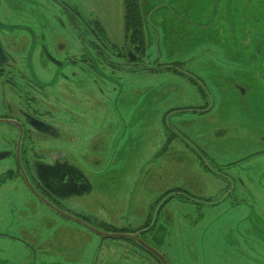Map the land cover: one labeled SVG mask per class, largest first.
Returning <instances> with one entry per match:
<instances>
[{"label": "rangeland", "instance_id": "rangeland-1", "mask_svg": "<svg viewBox=\"0 0 264 264\" xmlns=\"http://www.w3.org/2000/svg\"><path fill=\"white\" fill-rule=\"evenodd\" d=\"M62 1L111 43L125 40L145 66L101 69L102 89L79 79L73 141L27 147L29 160L73 155L91 186L58 205L45 200L101 233L143 231L168 264H264V0H139L145 51L124 38L123 0ZM39 10L41 25L58 26L56 5ZM200 107L207 112L188 113ZM3 137L0 152L12 149ZM255 152L229 170L235 189L205 169ZM17 168L13 156L0 160V178L9 171L0 264H160L132 240L104 238L53 211Z\"/></svg>", "mask_w": 264, "mask_h": 264}, {"label": "flooded vegetation", "instance_id": "flooded-vegetation-1", "mask_svg": "<svg viewBox=\"0 0 264 264\" xmlns=\"http://www.w3.org/2000/svg\"><path fill=\"white\" fill-rule=\"evenodd\" d=\"M42 2L57 6L58 12L63 15L56 18L58 26L41 25L43 15H40L39 9ZM47 8L52 12V6ZM33 19H39L40 23L34 25ZM96 24L93 20L84 19L77 7L62 0H0V127L7 128L6 132L0 130V133L6 135L2 139L12 145V149L6 152H10L9 156L15 160L17 146L20 145L21 162L25 163L23 167L31 183L41 195L57 205L56 201L72 196H58L63 192L73 190V193H80L83 188H91L86 176L71 162V159L74 161L73 155L68 157L58 151L50 156V161L35 155L29 160L27 147L31 151L38 141L45 139L73 141L75 129L72 128L71 118L78 111L73 98L79 79L82 82L95 80L101 88L100 83L109 84L101 69L111 74L106 69L111 70L112 67L114 72L116 68L135 72L145 66L140 57L126 47L125 40L123 45L111 43L104 31L101 34L96 30ZM138 44H134L135 51L139 48ZM111 57L116 60L112 61ZM187 110L197 114L207 112L201 107ZM261 122V132L264 133V110ZM261 140L264 141L263 136ZM91 146L96 151L102 149ZM260 155L261 152H255L227 166L205 169L225 179L227 188L232 181L235 189L236 181L229 170ZM17 170L21 175L19 168ZM44 171L55 177L54 192L39 179V174ZM141 237L145 240L144 234Z\"/></svg>", "mask_w": 264, "mask_h": 264}, {"label": "water", "instance_id": "water-1", "mask_svg": "<svg viewBox=\"0 0 264 264\" xmlns=\"http://www.w3.org/2000/svg\"><path fill=\"white\" fill-rule=\"evenodd\" d=\"M0 122H2V120H0ZM20 145L17 146V163H18V167L19 170L21 172V175L25 181L26 186L28 187V189L30 190V192L37 197L41 202H43L44 204H46L48 207H50L51 209H53V211H55L56 213H58L59 215L65 217L68 220L74 221L78 224H80L81 226L85 227L86 229H88L89 231L98 234L104 238H108V239H129L132 240L134 242H136L143 250H145L146 252H148L149 254H151L153 257H155L160 264H168L166 257L161 254L159 251H157L155 248H153L152 246H150L147 242H145L140 234L143 231H140V233H131V232H108V233H101L99 232L97 229H95L93 226H91L89 223H87L85 220H81V219H76L75 216L73 215H69L61 210L56 209V207H54L49 201L45 200V197L43 195H41L36 188L33 186V184L31 183L24 167L23 164L21 162V158H20ZM10 155V152H0V160L4 159L6 157H8ZM39 179L41 180V182L43 183V185L50 190L51 192H54L53 187L56 184V180L55 177H53L52 175L46 173V171H44L43 173L39 174ZM91 191V188H83L82 192L80 193H73V190L68 191V192H63V195H58L61 197H67V196H71V195H82L83 193H89ZM57 194V193H55ZM190 198V197H189Z\"/></svg>", "mask_w": 264, "mask_h": 264}, {"label": "trees", "instance_id": "trees-1", "mask_svg": "<svg viewBox=\"0 0 264 264\" xmlns=\"http://www.w3.org/2000/svg\"><path fill=\"white\" fill-rule=\"evenodd\" d=\"M124 5V38L127 40H130L132 43L138 42L139 45L143 48L145 51L146 46V40H145V33L143 30V19H142V13L140 11V4L139 0H123ZM102 27V26H101ZM103 28V27H102ZM104 31V29H102ZM195 82V81H194ZM195 84H197L195 82ZM199 89L201 87L199 86ZM9 172V171H8ZM8 172L3 175V177L0 178V184L4 183L6 178L8 177ZM11 174V173H10ZM186 192V191H185ZM184 193V192H182ZM188 196L187 198H189ZM108 231L111 232H127L123 230H115L112 228H109Z\"/></svg>", "mask_w": 264, "mask_h": 264}]
</instances>
